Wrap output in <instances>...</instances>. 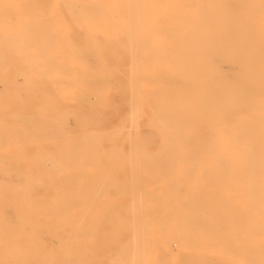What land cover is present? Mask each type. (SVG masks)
Listing matches in <instances>:
<instances>
[{"label": "rangeland", "instance_id": "374dc122", "mask_svg": "<svg viewBox=\"0 0 264 264\" xmlns=\"http://www.w3.org/2000/svg\"><path fill=\"white\" fill-rule=\"evenodd\" d=\"M44 1L0 0V264H264V171L245 192L218 146L264 60L219 121L215 52L219 5L261 37L264 0Z\"/></svg>", "mask_w": 264, "mask_h": 264}, {"label": "bare ground", "instance_id": "6f19581e", "mask_svg": "<svg viewBox=\"0 0 264 264\" xmlns=\"http://www.w3.org/2000/svg\"><path fill=\"white\" fill-rule=\"evenodd\" d=\"M40 1H42V0H40ZM24 7L25 6L23 5L22 8H18V9L19 10L24 9ZM255 10L256 9H253V8H247V12H242L238 8V6H236L234 4H231L227 7H224V6L221 7L219 5V7L217 9V16L219 19V23H218L219 33L223 35V36H219V38L215 42L216 43L215 52L218 56L217 70H218V88H219L218 103H219V106H218V111H217L218 113L217 114L219 117V121H221L222 117H225L226 120L228 121V115L230 113V109L233 105H235V103L233 104V102H232V99L235 97V93L237 94L238 106L243 107V105L245 104L243 97H242L243 93L241 91H239V89H238V88H241V85L247 84L249 82H254L256 84L257 82L263 81V79L260 75L253 76V75H249L248 73H249V71H252V70L255 71L258 69V66L256 64L257 60H264V36L248 37L245 35L244 36L232 35V34L237 33V32H242L243 34H247V33L254 31V29L248 27V25H249L248 22H246V23L244 22V18H246L247 16L252 14ZM223 18H225V19L230 18V20H228V21L222 20ZM130 46H131V43H130ZM254 46H257L259 48L260 55L252 58L249 56V54L254 52ZM130 53H132V52H130ZM133 53L135 54L134 51H133ZM134 54H132L133 57H135ZM222 56L232 63L237 62L241 65L243 73L241 75L236 76L233 79V81L227 82L228 81L227 80V81H223L222 83H220V80H219V58ZM134 65H135V63H134ZM135 71L136 70H134L133 73ZM135 76L133 78H135ZM135 79H133L134 82H135ZM175 79H173V80L177 81L178 78L176 80ZM129 83H130V80H129ZM135 83H137V80ZM131 87L133 88L134 85ZM136 87H137V85H136ZM136 90H137V88H136ZM133 100L130 103H132ZM135 100H136V102H135ZM135 100H134V102L137 103V98H135ZM260 103L264 104V102H260ZM258 109H260L259 106H258ZM262 111L263 110L260 109L256 113L255 117L252 119L250 117H245V120H243V124L242 125L239 124L240 126L237 129L236 134L232 133V128H233L232 121H231V123H227L226 126H222L221 129L219 130L218 146H222V147L227 148L233 154L234 157H233V164L232 165L234 167L235 177H237V180H239V179L244 180V183L246 185L245 186L246 187L245 192H247V193H252L255 191L256 183L261 180V173H262V171H264V122H263L264 114L262 113ZM136 112H137V108H136ZM237 124H238V122H237ZM251 129L253 131L251 133V134H253L252 138L250 140H247L246 134ZM200 131H201V129H200ZM128 132H129V130H128ZM197 133H198V131H197ZM8 135L9 134L7 133L6 124L4 121H2L0 123V138L4 139ZM128 136H129V134H128ZM186 137H187V135H186ZM128 142H129V140H128ZM136 142H137V140H136ZM192 142H194V141L192 140ZM136 151H138V149H136ZM117 152H116V154H117ZM238 155L241 158H239ZM242 158L243 159L246 158L247 160H249L250 165L246 166L247 163H243ZM222 161H220V162H222ZM0 171H2L3 173H6L7 171H9V168L6 165H4L1 167ZM247 174H248V177H247ZM136 176H137V174L134 177H136ZM245 178H246V180H245ZM261 183L264 187V182L262 181ZM135 185H137V184H135ZM12 186H14V185H12ZM263 187H262V189H263ZM12 190H13V188H12ZM240 195L237 194V196H240ZM134 201H135V199H134ZM133 246H134V243H133ZM113 259H111V261ZM126 260H128V259H126ZM113 261H115V259Z\"/></svg>", "mask_w": 264, "mask_h": 264}]
</instances>
